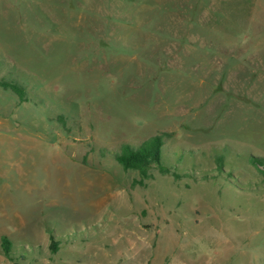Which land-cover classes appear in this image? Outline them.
<instances>
[{"label":"rangeland","instance_id":"rangeland-1","mask_svg":"<svg viewBox=\"0 0 264 264\" xmlns=\"http://www.w3.org/2000/svg\"><path fill=\"white\" fill-rule=\"evenodd\" d=\"M263 154L264 0H0V264H264Z\"/></svg>","mask_w":264,"mask_h":264},{"label":"trees","instance_id":"trees-1","mask_svg":"<svg viewBox=\"0 0 264 264\" xmlns=\"http://www.w3.org/2000/svg\"><path fill=\"white\" fill-rule=\"evenodd\" d=\"M3 87L10 89L12 92H25L24 85L16 82H2ZM171 134L163 132L155 134L145 139L139 145H132L130 143H123L113 153L114 159L122 165L125 170L136 171L139 178L134 179L135 184L144 185L145 182L154 176V172L162 175L171 174L176 179L182 176L179 170L180 159L174 158L173 153L167 151L165 141L168 140ZM219 165H222V159L217 157ZM251 162L257 167L260 175L264 181V154L251 155ZM178 162V165L174 163ZM218 165V166H219ZM2 244L6 253H9L10 241L7 237L2 238ZM50 248L53 252L57 251L58 245L52 240Z\"/></svg>","mask_w":264,"mask_h":264}]
</instances>
